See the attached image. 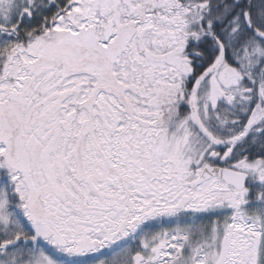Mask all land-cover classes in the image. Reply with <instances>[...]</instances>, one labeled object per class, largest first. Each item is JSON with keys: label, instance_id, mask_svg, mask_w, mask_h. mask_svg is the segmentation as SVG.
Instances as JSON below:
<instances>
[{"label": "snow or ice", "instance_id": "obj_1", "mask_svg": "<svg viewBox=\"0 0 264 264\" xmlns=\"http://www.w3.org/2000/svg\"><path fill=\"white\" fill-rule=\"evenodd\" d=\"M0 264H264V0H0Z\"/></svg>", "mask_w": 264, "mask_h": 264}]
</instances>
